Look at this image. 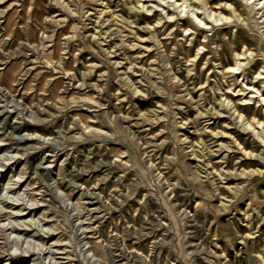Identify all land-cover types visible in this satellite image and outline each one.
Returning <instances> with one entry per match:
<instances>
[{"label": "rangeland", "instance_id": "374dc122", "mask_svg": "<svg viewBox=\"0 0 264 264\" xmlns=\"http://www.w3.org/2000/svg\"><path fill=\"white\" fill-rule=\"evenodd\" d=\"M211 6L0 0V264H264V6Z\"/></svg>", "mask_w": 264, "mask_h": 264}, {"label": "bare ground", "instance_id": "6f19581e", "mask_svg": "<svg viewBox=\"0 0 264 264\" xmlns=\"http://www.w3.org/2000/svg\"><path fill=\"white\" fill-rule=\"evenodd\" d=\"M161 1L168 3L171 2V5H173L174 7V12H170V11L168 12V16H166L168 19L166 21L168 22L165 21L164 24L167 25L173 23L174 25H178V23L181 20H183L185 24L183 26L180 25V27L178 28L181 29L182 32L187 37L193 35L190 40L191 44H193L197 40L199 42V46H201L202 49L208 46L207 42L209 39L207 33L208 31H211L213 29V25H211V22L209 23V21L205 19V16H208V18L210 19L214 18L213 21H218V22L222 21L223 19L224 20L231 19L230 17H226L220 13H216L213 7L211 6V0H193L194 6L192 8L190 7L191 3H188V0H161ZM246 2L255 11L259 10L258 8L259 5L264 6V0H246ZM199 11H203V12L199 13ZM203 13H204V17L202 16ZM161 19L159 22H162ZM197 31L200 32L201 35L203 36L202 39L199 38V35H196ZM233 43L234 42H231V50L230 49L229 50L232 53V57L236 59V63L234 65L226 66L225 63L221 60L218 43L216 45V49H213L212 52L218 59H220L219 65L220 67H222L221 73L223 77L227 80V76L231 75L232 80H234V83H237L239 79L238 76L243 72V67H245L247 64L245 63L246 61H242L243 56L246 54V51L237 52L232 47ZM192 50L193 49L191 47L187 51L191 52ZM203 56L204 54L200 55L199 59L196 58L194 59V63H196L197 66L200 64L201 60L203 59ZM187 60H189V58ZM262 74L263 73L258 72L256 78L261 79ZM244 76L245 78H248L246 73L244 74ZM245 78L243 79V82L245 81ZM247 85L248 86L250 85L251 87L250 89H252V92L255 91L256 93H258L262 98V100L264 101L262 90L254 84L253 80L251 84H247ZM263 86H264V81H262V87ZM237 91L240 92L243 91V89L240 88L237 89ZM249 100H253V98H250Z\"/></svg>", "mask_w": 264, "mask_h": 264}]
</instances>
